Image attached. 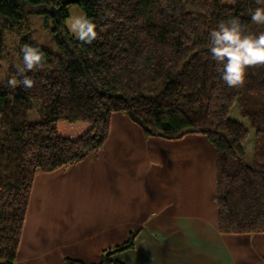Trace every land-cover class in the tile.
I'll return each mask as SVG.
<instances>
[{"label":"trees","instance_id":"trees-1","mask_svg":"<svg viewBox=\"0 0 264 264\" xmlns=\"http://www.w3.org/2000/svg\"><path fill=\"white\" fill-rule=\"evenodd\" d=\"M62 0H0V264H15L35 179L78 165L106 144L114 113H126L146 137L204 134L215 148V202L221 234H264V67L249 68L241 88H229L209 52V32L236 17L246 33L256 0H81L98 38L79 41L49 14ZM33 16L45 19L54 52L32 40ZM9 37V39H7ZM39 47L42 69L23 77L21 48ZM39 105L40 120L29 111ZM253 162L248 164L250 131ZM137 232L102 251L96 264H125L112 256L133 249ZM64 264H87L65 258Z\"/></svg>","mask_w":264,"mask_h":264},{"label":"crops","instance_id":"crops-1","mask_svg":"<svg viewBox=\"0 0 264 264\" xmlns=\"http://www.w3.org/2000/svg\"><path fill=\"white\" fill-rule=\"evenodd\" d=\"M123 128L125 135L111 131L109 146L105 144L92 158L53 173H40L45 177L61 174L62 182L70 175L71 185L68 182L62 199L68 205L42 206L41 198L35 202L37 175L15 264H64L65 258L96 264L85 257L84 247L77 246L100 238L99 243L105 244L103 250L108 249L106 244L114 230L119 231L113 241L122 243L131 230L137 232L133 249L112 256V260L125 264H264V234H221L217 228L212 148L207 146L209 157L191 147L177 151L176 168L167 174L166 164L172 159L153 154L142 159L127 157L135 144L125 138L132 127ZM197 138L202 139H183ZM148 141L147 146L156 148V141ZM107 156L110 168L99 161ZM113 169L126 171V178L117 177V171L111 175ZM79 174L94 184L99 176L109 177L110 192L97 196L86 185L77 187L75 177ZM118 190L125 194L119 195ZM86 202L90 203L87 210ZM103 203L106 205L99 207ZM84 212L90 217H83ZM97 243L93 241L95 246Z\"/></svg>","mask_w":264,"mask_h":264},{"label":"rangeland","instance_id":"rangeland-1","mask_svg":"<svg viewBox=\"0 0 264 264\" xmlns=\"http://www.w3.org/2000/svg\"><path fill=\"white\" fill-rule=\"evenodd\" d=\"M68 12H69L70 16L66 19L65 24H66L67 28L69 29L68 24L70 22V18H72L74 16L84 15V12L76 4L69 5ZM33 22H34V31H33V35H32L33 42L38 44L39 46L47 47V48L51 49L52 51L56 52L57 51L56 42L53 39V34L48 29H46L44 17L33 16ZM7 39H9V37ZM2 78L3 77H1V73H0V79H2ZM38 110H39V105L34 104L33 109H31V111H29L28 119L30 122H36V121H39L41 119ZM232 117L234 119L242 121L250 131L249 138H248L247 143H246V151H247V162H248V164H252L253 152H254V146H253V144H254V130L252 129L249 121L245 118H242V116L240 115L238 107H235L233 109ZM127 126H131L132 129H129L126 133V136H125V138L127 139L126 142L132 141L135 144L132 148L128 149V152L132 151V155L127 156V157H132L134 159H142V158H145L146 156L153 154V155H159L161 158H162V156H164V158H166V160L172 159L168 164H166L167 169L165 171L167 172V174H169V173L172 174L174 172V168H176L173 166L174 162L176 160L175 156H177V151H179V150H186L187 148L191 147L192 151L201 152V153L207 155L208 157L211 156L210 152H209V147L212 148V150L215 152L214 146L210 143L207 136H205L204 134L186 135L185 136L186 138H187V136H199L200 138H202V139H198V138L197 139H190L191 141H185V139H183V138L177 140V139H166L163 137H146L144 135L142 129L140 127H138L137 125H134L130 121V119L126 113H114L113 114L112 119H111V131L114 134L120 133L121 135H125V130L123 127H127ZM110 135H111V133H110ZM148 140H150L151 142L156 141L157 142L156 148L153 149V148H150L149 146H147L146 142ZM161 141L167 142L170 145L163 146L161 144ZM109 142H110V136L106 142L107 146H109ZM177 142H180V145H177ZM207 146H209V147H207ZM99 152L100 151H98L97 153H94L89 158H92L93 156H95ZM198 154H200V153H198ZM108 157L109 156H107V158H105L104 160L100 159L99 161H100V163H103L106 167L110 168L108 165L110 159ZM88 162H91V161H88ZM86 166H90V164L87 163ZM115 172H114V169H113V171L111 170V175L116 174ZM68 174H70V172ZM45 176L46 175L40 174L39 175V183L37 184V187L36 186L34 187L35 202L38 198H41L42 199V206H47V207L58 206L60 208L62 206L68 205V203H66V202L63 203L62 199H63V193H65V189L69 188L68 182L70 180V175L66 176L63 182L61 180L62 179L61 174L48 175L50 177H48V176L45 177ZM118 176L120 178L124 179V178H126L127 173H126V171H117V177ZM96 181H98V182H96L94 184L93 180L89 179L86 175H83L80 177V174H79L77 177H75V185H77V187H80V185H81V188H84L85 187L84 185H86L87 189L92 190V192H94L97 196L99 194H105V193L110 192L109 177L102 179L99 176L96 178ZM47 183H48V185H46ZM69 183L71 185V182H69ZM116 184H117V182H116ZM118 194L124 195L125 193L120 192L118 190ZM84 205H85L86 210L88 208H90V203L87 204V202H86V203H84ZM105 205H106V203L99 204V207H104ZM82 215H83V217L89 218L91 214H89V212H84ZM118 231L119 230L112 231L111 235L109 236L110 239H109L108 243L106 244V247H108V249H110L111 247L114 248L115 245L117 246V245H120L122 243L121 240H119V239L117 240V242L113 241L115 239V234L116 233L118 234ZM133 232H134V230H131L128 233V235L125 238V241L128 240V238L130 237V234ZM72 237L73 236H71L70 240H73ZM99 240H100V238H94L93 240L86 241L81 245L79 243V245L77 246L78 248L84 247V249L86 250L85 251V253H86L85 257H89V260L92 261L93 263H100L102 260L101 255H102V251H103V246L105 244L99 243ZM101 240H102V236H101ZM93 241L96 243L98 242L96 244V246L93 244ZM125 241H123V242H125ZM114 243H116V244H114ZM90 245H92V247ZM76 250H78V249H76Z\"/></svg>","mask_w":264,"mask_h":264},{"label":"clouds","instance_id":"clouds-1","mask_svg":"<svg viewBox=\"0 0 264 264\" xmlns=\"http://www.w3.org/2000/svg\"><path fill=\"white\" fill-rule=\"evenodd\" d=\"M256 3L264 5V0H256ZM251 21L264 25V7H257L251 13ZM68 27L81 42L91 44L98 38L96 24L84 15L70 18ZM208 38L211 58L218 65L217 71L229 88L243 87L249 68L264 67V32L259 35L246 33L238 18L221 21L209 32ZM21 53L23 67L18 66L17 71L23 78L18 80L12 77L7 80V86L15 89L22 85L25 89H31L35 81L26 73L43 68L44 54L39 47L30 44L23 45Z\"/></svg>","mask_w":264,"mask_h":264},{"label":"water","instance_id":"water-1","mask_svg":"<svg viewBox=\"0 0 264 264\" xmlns=\"http://www.w3.org/2000/svg\"><path fill=\"white\" fill-rule=\"evenodd\" d=\"M81 0H62L59 7L52 6L49 10V14L56 20L57 23H63V10L71 4H79Z\"/></svg>","mask_w":264,"mask_h":264}]
</instances>
